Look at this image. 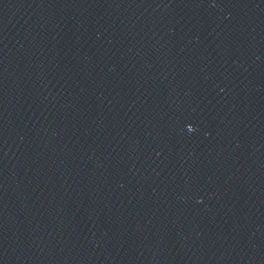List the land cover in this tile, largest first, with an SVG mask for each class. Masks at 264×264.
<instances>
[{"label":"water","instance_id":"obj_1","mask_svg":"<svg viewBox=\"0 0 264 264\" xmlns=\"http://www.w3.org/2000/svg\"><path fill=\"white\" fill-rule=\"evenodd\" d=\"M0 264H264V0H0Z\"/></svg>","mask_w":264,"mask_h":264}]
</instances>
